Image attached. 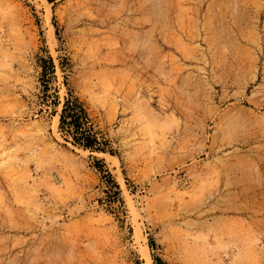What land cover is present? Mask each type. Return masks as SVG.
<instances>
[{"label": "rangeland", "instance_id": "1", "mask_svg": "<svg viewBox=\"0 0 264 264\" xmlns=\"http://www.w3.org/2000/svg\"><path fill=\"white\" fill-rule=\"evenodd\" d=\"M145 254L264 264V0H0V264Z\"/></svg>", "mask_w": 264, "mask_h": 264}, {"label": "trees", "instance_id": "2", "mask_svg": "<svg viewBox=\"0 0 264 264\" xmlns=\"http://www.w3.org/2000/svg\"><path fill=\"white\" fill-rule=\"evenodd\" d=\"M50 61V70L52 71L53 66ZM45 74V71L43 72ZM70 111V113H67ZM84 117V111L81 106L77 105L76 102L66 104V107L62 110L60 115V126L66 128L68 132H70L73 136L75 142L83 147L84 149L91 150H100L99 147H96L97 140L93 137L87 129L81 127L78 123V120ZM69 120V121H68ZM155 262H159L158 258L154 259Z\"/></svg>", "mask_w": 264, "mask_h": 264}, {"label": "bare ground", "instance_id": "3", "mask_svg": "<svg viewBox=\"0 0 264 264\" xmlns=\"http://www.w3.org/2000/svg\"><path fill=\"white\" fill-rule=\"evenodd\" d=\"M145 257H146V264H151L150 258H148L147 254H145Z\"/></svg>", "mask_w": 264, "mask_h": 264}]
</instances>
